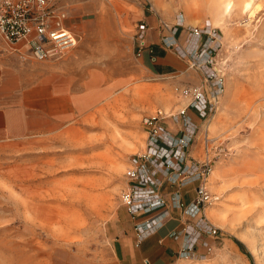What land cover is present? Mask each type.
I'll return each mask as SVG.
<instances>
[{"label":"rangeland","instance_id":"obj_1","mask_svg":"<svg viewBox=\"0 0 264 264\" xmlns=\"http://www.w3.org/2000/svg\"><path fill=\"white\" fill-rule=\"evenodd\" d=\"M99 1L104 0L81 1L91 7L85 16H70L62 9L75 35V20L78 24L85 20L91 29L97 30L105 23L106 11L119 10L116 4ZM217 1L159 0L160 8L168 12L166 15L154 8L151 0H132L128 9L133 26L120 37L107 35L104 50L98 51V36L87 48L93 51L87 62L92 65L93 74L101 71L105 75L94 86L100 84L108 92L94 94L91 108L78 109L74 119L58 124L56 127L60 128L47 138L30 136L0 141V264H35V244L52 251L54 264H122L116 224L125 219L121 199L126 187L125 170L131 158L145 147L147 130L142 119L157 111L166 115L178 113L182 108H175L174 104L165 108L162 100L177 103L184 99L186 106L188 99L177 91L183 86H199L207 95L211 91L200 68L191 66L197 55H181L173 48L169 50L186 63V70L197 81L190 78L182 83L172 75L147 78L132 73L139 67L140 55L133 39L137 26L146 23L151 28L146 21H138L143 11L155 15L159 39L166 49L159 20L174 25L176 17L181 16L187 21L182 19L185 27L211 23L214 32L200 40L196 60H201L199 51L212 45L211 67L224 79L223 92L213 110L208 109L203 116L189 108L197 133L186 152L189 162L202 164L209 160L211 168L214 163L218 166L215 191L207 184L210 173L207 176L206 187L212 200L205 209L206 219L218 233L207 236L210 249L198 245L192 256L178 255L175 264H193L202 258H206L205 264H264V0H250L249 8L243 10L234 7L226 15L224 31L210 16L211 6ZM190 15L197 21H190ZM116 16L120 17V13ZM186 35L187 28L185 31L183 25L177 26L175 38L182 46L187 43ZM144 50L152 51L148 44ZM227 78L230 84L225 94ZM222 97L224 104L218 110ZM210 118L213 128H208ZM161 123L179 128L170 118ZM132 131L141 137L142 146L125 144ZM115 155L121 156L124 167L112 178L111 160ZM196 185L186 187L192 190ZM166 187L170 191L175 189L164 184L162 190ZM215 196L218 198L214 200ZM32 201L42 209L28 208ZM211 203L220 211L215 222L208 217ZM179 215L185 222L186 217ZM40 259L48 264L45 257Z\"/></svg>","mask_w":264,"mask_h":264},{"label":"built area","instance_id":"obj_2","mask_svg":"<svg viewBox=\"0 0 264 264\" xmlns=\"http://www.w3.org/2000/svg\"><path fill=\"white\" fill-rule=\"evenodd\" d=\"M181 16H177L174 25L159 20L161 40L169 49H176L181 55H197L191 60V66H198L204 78L209 82V95L199 86H183L177 90L182 98L188 99L185 107L176 114L166 115L162 111L142 119L147 130L145 147L131 158L125 170L126 187L121 193L126 211L135 221L134 230L137 240H143L154 234L172 217L173 211H179L186 219L181 229L171 232L174 239L181 238L183 243L178 255L192 256L198 245L210 249L206 238L214 237L218 229L205 215L206 205L212 196L207 190V176L211 171L209 160L199 164L188 161V148L194 141L197 126L188 114L189 108H195L201 115L208 109H214L216 99L223 92L224 79L211 67L212 45L199 51L200 40L211 36L214 27L209 22L201 26H184ZM66 13L50 0H0V37L10 46L23 44L38 60L60 58L76 45V35L67 24ZM180 19V20H179ZM176 24V25H175ZM187 28V43L182 46L175 38L177 26ZM149 26L139 23L134 34V48L141 55L147 47L146 36ZM215 42H211L212 44ZM1 50V49H0ZM188 53H187V52ZM170 118L173 124H179L176 130L169 129L163 119ZM196 183L195 195L184 203L178 188ZM164 184L175 186L168 197L164 195Z\"/></svg>","mask_w":264,"mask_h":264},{"label":"crops","instance_id":"obj_3","mask_svg":"<svg viewBox=\"0 0 264 264\" xmlns=\"http://www.w3.org/2000/svg\"><path fill=\"white\" fill-rule=\"evenodd\" d=\"M81 1L50 0L70 16H85L91 7ZM110 1L98 3L114 4ZM115 1L119 12L106 11L103 17L105 23L97 30L89 28L85 20L80 24L75 20L76 31L80 30L76 33L79 45L57 60H38L25 45L10 47L0 37V141H17L30 136L47 138L49 133L60 128L56 127L58 124L70 122L72 116L74 119L78 109L91 108L94 94L108 92L107 88H100V84L96 86L98 89L94 86L95 82H102L105 75L101 71L93 74L92 65L87 63L93 51L87 48H91L92 39L98 36V51L104 50L107 35L120 37L133 26L128 9L132 0ZM117 13H120L121 18L116 16ZM119 19H124L123 26L117 22ZM141 20L151 27L147 44L152 51L144 50L137 57L139 67L132 73L143 74L147 78L172 75L182 83H187L190 78L196 80L197 77L186 70V63L161 44L155 15L143 11L138 21ZM170 127L176 130L175 126ZM192 190L195 191V187ZM192 190L187 187L179 190L184 201H191L194 196ZM163 192L168 197L171 191L166 187ZM179 214L175 211L154 234L138 241L134 230L135 221L126 211L125 219L116 224L122 264H175L183 239H174L171 232L181 229Z\"/></svg>","mask_w":264,"mask_h":264},{"label":"bare ground","instance_id":"obj_4","mask_svg":"<svg viewBox=\"0 0 264 264\" xmlns=\"http://www.w3.org/2000/svg\"><path fill=\"white\" fill-rule=\"evenodd\" d=\"M152 1V5L154 8H157V9H161L160 8V4H159V0H151ZM110 2L116 4V1L115 0H111ZM107 3V2H106ZM251 2L250 0H218L216 3H213L212 4V9L210 11V16H211V20L219 26V28L221 27V29H223L224 31V24L226 22L225 18H226V15H229L231 13V10L234 8V7H238L240 10H243V9H247L249 8ZM117 5V4H116ZM112 6V5H111ZM163 6V5H162ZM101 8V7H100ZM104 9V8H103ZM162 10V9H161ZM162 12L166 15H168V12L167 10H162ZM103 13V12H102ZM101 14V12H100ZM120 18V17H118ZM190 21H192L193 23L196 22V18L193 16V15H190V18H189ZM183 21L184 23H186L187 21L184 19L183 17ZM117 22H121V20L119 19ZM86 26V25H85ZM73 28H77V26H73ZM90 28V27H89ZM83 29V28H82ZM90 30V29H89ZM80 31V30H79ZM78 31V32H79ZM121 31V30H120ZM221 31V30H220ZM88 32V31H86ZM222 33V32H221ZM231 37V36H230ZM84 38V37H83ZM80 41H78L76 39V44L79 43ZM227 42V41H226ZM75 47V46H74ZM224 55V54H223ZM96 61V60H95ZM225 66V65H224ZM223 67V66H222ZM230 81L228 80L227 78V83H226V89H225V94L227 93L228 89H229V83ZM81 98V97H79ZM78 99V98H77ZM176 99V98H175ZM221 101H220V104H219V107H218V110L222 108L223 104H224V97L220 98ZM177 100V99H176ZM184 99H181V100H178L177 103L173 102V100H168V99H163L162 100V104L165 108L169 107L171 104L173 105L174 104V107L175 108H182L185 106L186 104V101H183ZM73 103V102H72ZM64 106V105H63ZM69 108V107H68ZM65 109V108H64ZM82 109V108H81ZM63 111V109H62ZM81 111V110H80ZM158 112V111H157ZM163 112V111H162ZM168 113V112H167ZM169 115V113H168ZM73 117V116H72ZM212 119L211 123L208 125V128H213L214 127V121H213V118H210ZM67 122V121H66ZM205 125V124H204ZM203 125V126H204ZM205 127V126H204ZM207 128V129H208ZM140 133V132H139ZM199 134V133H198ZM125 144L126 145H141L143 144L142 142V139L141 137H139V135L137 134L136 131H132L128 134V137L125 138L124 140ZM134 153V152H132ZM122 158L121 156H113L112 160H111V173H112V178L114 177L115 174H118L122 171L123 167H124V164L122 163ZM219 172H218V166L216 163L213 164L212 168H211V172L208 176V186L209 188L212 190V191H215V188H216V183H217V180L219 178ZM114 182V181H113ZM113 184V183H112ZM35 188V187H34ZM38 189V188H37ZM39 191V190H38ZM32 197L34 195H31ZM38 197V196H37ZM42 197V196H41ZM214 200L217 199L218 197L215 196L213 197ZM52 199V198H51ZM40 200V199H39ZM42 200V199H41ZM40 200V201H41ZM49 200V199H48ZM39 203V202H38ZM28 206H29V202H28ZM28 208H31L32 210H41L42 209V206L37 204L36 202L34 203V201H32L31 205L28 207ZM57 210V209H56ZM27 211V210H26ZM28 213V212H27ZM220 213V211L218 210V207H216L214 205V203H211L208 207V217H209V220H212V221H216L217 217H218V214ZM62 213H59V216L61 215ZM47 216V215H46ZM38 224V223H37ZM36 224V225H37ZM40 224V223H39ZM37 227V226H36ZM1 228V227H0ZM41 229V228H40ZM19 242V241H18ZM35 244V243H34ZM35 251H37L32 257L35 261V264L39 263V264H44L43 263V260H41L40 258H44L48 260V264H54V257L52 255V251L51 250H48V251H45L40 245H34L32 247ZM26 249V248H25ZM27 253V252H26ZM55 256V255H54ZM31 257V256H30ZM198 260V261H197ZM195 263L193 264H205L206 263V258H202V259H196L194 260ZM198 262H201V263H198ZM208 262V261H207ZM57 263V262H56ZM46 264V263H45Z\"/></svg>","mask_w":264,"mask_h":264},{"label":"trees","instance_id":"obj_5","mask_svg":"<svg viewBox=\"0 0 264 264\" xmlns=\"http://www.w3.org/2000/svg\"><path fill=\"white\" fill-rule=\"evenodd\" d=\"M238 244H240V243L238 242Z\"/></svg>","mask_w":264,"mask_h":264}]
</instances>
